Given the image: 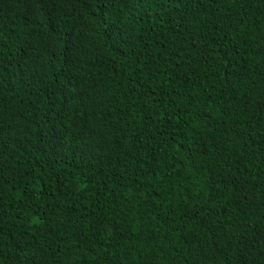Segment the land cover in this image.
Wrapping results in <instances>:
<instances>
[{"label":"trees","instance_id":"1","mask_svg":"<svg viewBox=\"0 0 264 264\" xmlns=\"http://www.w3.org/2000/svg\"><path fill=\"white\" fill-rule=\"evenodd\" d=\"M0 264H264V0H0Z\"/></svg>","mask_w":264,"mask_h":264}]
</instances>
